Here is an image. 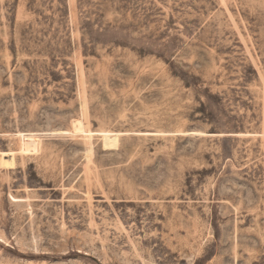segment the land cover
<instances>
[{
    "label": "rangeland",
    "instance_id": "obj_1",
    "mask_svg": "<svg viewBox=\"0 0 264 264\" xmlns=\"http://www.w3.org/2000/svg\"><path fill=\"white\" fill-rule=\"evenodd\" d=\"M0 264H264V0H0Z\"/></svg>",
    "mask_w": 264,
    "mask_h": 264
}]
</instances>
